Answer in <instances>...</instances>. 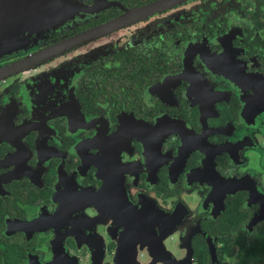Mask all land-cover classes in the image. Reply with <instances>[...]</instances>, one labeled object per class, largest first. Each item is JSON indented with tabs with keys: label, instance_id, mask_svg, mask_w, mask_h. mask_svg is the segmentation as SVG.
<instances>
[{
	"label": "flooded vegetation",
	"instance_id": "1",
	"mask_svg": "<svg viewBox=\"0 0 264 264\" xmlns=\"http://www.w3.org/2000/svg\"><path fill=\"white\" fill-rule=\"evenodd\" d=\"M0 264H264V0H0Z\"/></svg>",
	"mask_w": 264,
	"mask_h": 264
}]
</instances>
